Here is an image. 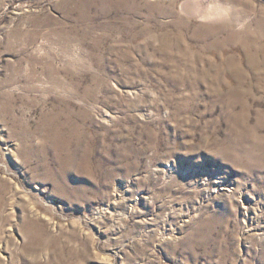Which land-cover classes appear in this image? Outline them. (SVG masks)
<instances>
[{"label":"rangeland","instance_id":"obj_1","mask_svg":"<svg viewBox=\"0 0 264 264\" xmlns=\"http://www.w3.org/2000/svg\"><path fill=\"white\" fill-rule=\"evenodd\" d=\"M0 264H264V0H0Z\"/></svg>","mask_w":264,"mask_h":264}]
</instances>
